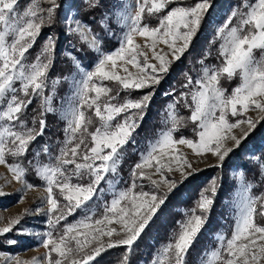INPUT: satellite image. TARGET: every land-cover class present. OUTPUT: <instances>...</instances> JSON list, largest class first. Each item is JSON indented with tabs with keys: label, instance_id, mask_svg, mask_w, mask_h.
Masks as SVG:
<instances>
[{
	"label": "snow or ice",
	"instance_id": "snow-or-ice-1",
	"mask_svg": "<svg viewBox=\"0 0 264 264\" xmlns=\"http://www.w3.org/2000/svg\"><path fill=\"white\" fill-rule=\"evenodd\" d=\"M48 2L51 7L47 9L29 7L21 13L19 0H0V165H6L14 179L22 184L27 183L26 169L18 162L9 163L6 156H24L30 143L37 135H43L46 128L44 119L40 120L39 132L34 128H27L21 116L31 104L32 96L43 95L47 87L48 72L53 64L55 41L51 37L35 61L28 63L26 56L44 23L45 18L38 16V11H46L50 21L55 9L59 7L56 0ZM171 2L172 0H136L134 10L126 9L120 14L119 20L127 31L120 47L109 53L102 52L98 37L87 25L70 18L68 31L100 55L92 70L81 68L82 78L75 82L73 103L63 116L67 121L65 146L55 157V163L37 164L36 174L45 182L51 228L55 229L60 221L66 220L68 215L77 210L89 214L77 222L65 224L62 232L46 233L42 246L48 250V264H64L65 261L68 264H81V260L77 258L80 253H84L83 264H89V261L104 250V245L99 243L91 253L85 252V249L93 241L99 242L103 236L112 237L121 232L125 238L110 242L107 247L126 245V251L130 255L134 243L166 199V196L158 197L155 193L134 191L138 187L135 178L149 179L155 185L157 181L146 174V168L155 167V173H161L164 169L172 171V165L176 164L177 170H181L182 174L185 166L191 168L187 159L176 150L177 144L187 146L198 156L210 152L223 162L233 151V148L225 146L226 141L230 139L234 141L235 147H239L259 123L251 118L230 122L229 114L232 117L243 116L250 110V106L264 113V58L258 60L255 56V50L264 51V0H243L242 6L233 10L228 23L217 32L222 41L219 52L223 57L222 64L205 66L201 77L195 82L189 78L185 85L191 86L192 104L186 106L191 107L189 119L198 129V140L175 138L174 133L183 126L184 118H177L175 106L170 105L172 127L163 130L148 146V150L141 154L140 161L132 169L134 179L131 187L116 192L110 204L105 206L104 214L94 218L95 213L89 202L105 191L101 186L102 182L112 185L113 181L108 177L115 176L126 146L135 142L133 134L139 127L136 116L139 115L142 119L151 99L149 93L139 100L127 99L122 104L112 103L119 93L110 95L113 90L104 81L116 82L124 90H139L151 87L152 83L158 84L160 77L154 73L167 72L169 64L166 54L156 53V45H166L172 51L173 59H179L190 47V42L211 6V0H199L194 6L173 7L166 15L159 17L156 27L142 22L145 12L149 16L161 13ZM90 6H99V0H90ZM241 7L247 10L242 11ZM233 18H238V25L229 27ZM137 35L151 41L145 47L153 51V58L159 61V68L148 63L147 54L134 41ZM178 42H181L180 46ZM68 55L79 67L76 58L71 53ZM140 57H144L143 62ZM127 65L137 69V72L129 71ZM147 69H151V72ZM120 71L125 75H120ZM236 75L240 77V85L233 89L231 95H225V90L220 87L221 78L226 76L232 79ZM17 84L19 87H16ZM21 93L27 99L22 98L19 95ZM102 97L108 100L102 101ZM51 101V96L45 97L47 112L53 111ZM85 109H94V115L100 121L94 132H89L88 126L93 121L86 115ZM130 110L138 111L132 114ZM122 113L127 115L118 121L116 118ZM242 124L247 125V130L242 137L237 138L231 134L232 130ZM87 135L91 136V147L86 141ZM68 165H74V169H69ZM84 175L90 177L88 184L72 182L73 176L82 178ZM160 183L168 184L169 191L176 186L175 181L163 178ZM27 187L31 189L35 186L28 184ZM54 189L59 190V195L67 201L66 205L56 197ZM207 191L208 189L205 190ZM210 191L211 197L205 195V192L200 195L197 202L200 214L195 209L190 215L186 213L187 219L178 222L179 232L153 257L152 264H186L189 249L207 222L205 214L210 212L214 204L216 186L213 185ZM0 195L4 193L0 192ZM258 202L259 215L264 216V196L251 195V185H247L231 237L220 235L218 246L209 251L203 264H264V225L254 221ZM19 223V218L11 221L8 226L0 228V235L12 231ZM112 224L119 225L120 230L107 227ZM51 253H56L62 259H53ZM37 259L34 258V264Z\"/></svg>",
	"mask_w": 264,
	"mask_h": 264
},
{
	"label": "trees",
	"instance_id": "trees-1",
	"mask_svg": "<svg viewBox=\"0 0 264 264\" xmlns=\"http://www.w3.org/2000/svg\"><path fill=\"white\" fill-rule=\"evenodd\" d=\"M67 1L68 0L56 1L59 7L55 9L52 23L46 22L43 26L42 32L39 34L40 41L51 35L50 33H45L49 29L54 30L53 34L56 36V39L54 40L55 52L53 64L48 74L50 79L47 80V86L50 87L52 91L54 90V80H62L64 73L71 67V60L64 54L65 52L71 53L72 57H75L78 63L86 69H90V66L94 63L93 61L95 59V55L92 52L89 53L86 51L77 37L72 38L70 36H64V34H62L63 31L54 27V21L56 20L60 9L64 7ZM111 1L112 0H99V6L91 7L90 0H86L85 3L80 2L79 0H71L72 4L75 5L74 7L77 11V18L87 25L92 33L98 37L103 53H109L119 48L118 26L113 23V19L110 15L112 7ZM211 1L210 9L206 13L198 33L190 43L191 46L189 50L183 54L179 61L172 63L167 72L161 74L162 76L158 84L155 83L149 89L144 91L133 92L134 90H124L122 87L119 88L118 84L110 82V84L107 85L108 81L104 82L106 86L113 90L110 95L115 96L117 92L119 93L116 100L111 101L112 103L119 104L127 100V98L136 100L146 94H151V99L148 103V107L142 114V119L137 117L139 127L133 134L135 142L126 146L118 171L115 176H112L114 180L120 181L123 185L128 186L130 170L136 164L138 154L144 153L147 150V143L158 135V133L172 127L171 120L163 119L160 113V111L166 106L164 103L167 98L170 99V103L175 106L176 117L184 118L183 126L179 127L174 133L175 138L179 139L185 137L193 140L197 139V128L189 119V108L186 106V104L190 105V100L186 96L185 101H182L184 97L180 94L179 89H184L183 87L186 85L184 83H187L189 78L193 80L197 77L194 55L200 56L210 48L208 42L212 33H214L213 30L211 31V29H209L210 21L216 16L215 12L218 10V5L220 6L224 3L223 0ZM181 3V1L174 2L168 7V10H171L173 7L178 6ZM157 16L159 15H144L142 22L152 25ZM85 56H88L89 59L86 60ZM19 95L24 98L22 94ZM31 99L32 102L27 106L21 119L24 121L27 128H34L36 132L40 131V120L44 119L46 121L44 133L43 135L36 136V139L30 143L29 149L24 156L13 158L12 156L7 155L6 159L9 163L18 162L22 164L26 169V182L36 187L43 185L42 182L36 178L34 167L36 162H45L43 161V158H49L51 154L56 156V149H59V146H61V143L64 141V137L63 123L60 121L58 114L54 111H45V98L33 96ZM85 112H87V109H85ZM125 115H127V113H122L118 119L122 120ZM259 128L261 129V132L264 133V118L259 121L254 132ZM89 130V132L92 131L91 129ZM262 133L261 135L256 133L248 135V138L246 140L244 139L241 142V145L225 158L224 161H228V166L222 164L221 166H215L211 170L202 169L187 176V178H183L182 181H178L176 186L168 193H162L161 191V197L166 196L165 203L161 205L160 209L155 214V217L152 219L151 224L141 235L140 240L133 245V250L130 255L126 251L127 247L114 246L101 251V253L89 264H143L144 262L149 261L152 258L150 250H156L159 247L164 246L171 238V235L179 232L180 229L178 222H183L187 219L186 213L190 215L192 210L195 209V212L200 214V209L197 207L200 195L208 189V191L205 192V195L211 197L212 193L210 189L213 185L217 188V194L214 197V204L212 205L210 212L205 214L207 216V222L198 234L192 247L189 249L186 257L187 260L192 261L196 256L200 255L203 250L211 246L218 234L230 235L234 220L232 219L230 210L222 209V200L228 192V189L232 186L228 171L232 167H237L241 172L243 171L244 175H246L245 183L251 185L252 195H257L258 192L262 190L261 188L263 185H261L257 178V170L259 171L258 167L254 168L252 162L246 159L248 153H252L259 158V155L264 151V149L259 148L261 139L264 138ZM68 168L74 169V165H68ZM80 180H82L84 184L90 182L85 175L82 178L76 176H73L72 178V181L80 182ZM118 181L116 182L118 183ZM141 182H143L141 190L150 189L148 186L145 187L144 179ZM104 185L103 188L105 191L103 194L99 195V197L102 196V198L104 197V193H107L109 187L108 184ZM55 191L56 190L54 189V192ZM55 195L62 204H67V201H64L62 196H59L58 194ZM90 205L93 208L95 206L94 201L90 202ZM83 214V210H77L72 215H68L66 220L60 221L55 229L49 226L48 220V232L51 231L55 234L57 229L58 231L63 230L65 224L76 222L81 216H83ZM254 221L257 224L264 225V218L259 215L258 208L257 214L254 216ZM152 240L154 241V247H151L149 244ZM13 247L14 246H11L9 242H7L5 236L0 235L1 253L15 252Z\"/></svg>",
	"mask_w": 264,
	"mask_h": 264
},
{
	"label": "rangeland",
	"instance_id": "rangeland-1",
	"mask_svg": "<svg viewBox=\"0 0 264 264\" xmlns=\"http://www.w3.org/2000/svg\"><path fill=\"white\" fill-rule=\"evenodd\" d=\"M79 1L85 3L86 0H79ZM177 1L182 2L180 5H178V6H182V7L194 6L197 2H199V0H172V2L161 13H158L159 16L155 17L156 19H154V23L152 25H149V26H151V27L158 26L159 17L166 15L167 12L170 11V9L168 10V7ZM227 1H230V2H227ZM223 2L224 3L222 5H220V6L218 5V10H217V12H215L216 16L214 18H212L210 21V28L209 29H211V31L213 30L214 33H212V36L208 42L210 44L209 50H207V52H204L200 56L194 55L195 62H196V70H197L196 76L197 77L195 79H193V82H195L196 79H198L199 77H201L203 75L202 69L205 66H209V67L219 66L223 62V57H221L219 54L220 45H221L222 41H221V39L218 38L217 32H218V29H220L222 26H224L226 23H228L229 17L231 16L233 10L236 9L238 6H242L243 0H223ZM250 2H254V0H250ZM111 3H112V7H111L110 15L113 19V23L116 24V26H118V30H117L119 32V34H118L119 35V46L118 47H120V43L124 37L125 32L127 31V28L124 26L123 23L120 22L119 16L126 9L134 10L136 0H112ZM74 6L75 5L72 4L71 0H68L65 3L64 7H62L60 9L59 14H58L56 20L54 21V27L56 29L63 31L62 34H64V36H70L72 38H75L77 36L74 34H71L68 31L70 18H74V19L79 20V18H77V11H76ZM18 7H19V11L22 13L24 10H26L29 7H34L36 9H47V8L51 7V4L48 2V0H19ZM175 7H177V6H175ZM241 10L246 11L247 9L241 7ZM133 14H134V11H133ZM144 15L149 16L147 14V12H145ZM38 16H43L45 18L44 23H43L41 30H40V33H41L45 23L46 22L52 23L53 17L49 21L47 19V12L46 11H44V12L38 11ZM37 22H39V21L37 20ZM237 25H238V18H233L231 20V23L228 26L229 27H235ZM74 26L75 25H73V27ZM53 32H54V30H51V29L46 31L45 33H50L51 35L47 36L42 41L39 40L40 35L37 36L33 47L26 54L28 63H31V62L36 60V57L41 53V50L43 49L45 43L49 40L50 37L52 38V40L56 39V36L53 34ZM77 39L79 40L78 37H77ZM134 41H135V43L139 44L141 46V50L147 54L148 63L159 68V61H157L153 58V51L150 50L148 47H145L146 43L150 44L151 41H147L146 38L140 37L139 35L134 37ZM192 41H193V39H192ZM79 42L83 46V48H85L86 51H88L89 53L92 52L95 55V59L93 61L94 63L91 64L90 69L84 68L80 63H79V67H78L76 62H74L73 59L69 57L68 53L65 52L64 54L71 60V67L69 69H67V71L64 73V75L62 76V80H59V79L54 80V82H53L54 90L53 91L50 89V87L47 86L44 89L43 95H37V97H41V98H45L48 96L52 97L51 104H52L53 111L58 114L60 121L63 123L64 141L61 143V146H59V149H56V153H55L56 156L59 155L60 149L65 146V138H66L65 128L67 127V121L63 118V116H64V113L69 109L70 105L73 103V92H74V88H75V82L79 81L82 78L81 68L84 70H92V67L94 66L96 61L99 59V55H100L99 53L95 52L94 50L88 48L85 44H82L80 40H79ZM180 44H181V42H178V46H180ZM190 46H191V44H190ZM189 48L183 54H185L189 50ZM155 51L157 54H166L165 58L169 64V66L172 63L179 61V59L183 56V54H182V55H180L179 59H173L172 51L169 48H167V46L164 44H157L155 47ZM255 56L258 60L261 58H264V51L255 50ZM85 57H86V60L89 59L88 56H85ZM194 57H192V58H194ZM139 59L141 62H143L144 57H140ZM118 63H120V62H118ZM127 67L129 68V71H131L133 73L137 72V69L133 68L131 65H127ZM147 71L151 72V69H147ZM49 72H50V70H49ZM49 72H48V74H49ZM164 73L157 72V73H154V75H157L161 78V76H162L161 74H164ZM119 74L125 75V73H123V71H120ZM48 79H50V76L48 77ZM104 82H106V81H104ZM110 82H112V81H108L107 85H109ZM112 83L118 84L116 82H112ZM240 83H241V80H240L239 75L234 76L232 79H228L225 76V77H222L220 80V87H222L225 90V95H231L233 89L236 88L237 86H239ZM154 84L155 83H152L151 86ZM184 84H188V82L184 83ZM16 87H19V84H17ZM120 87H122V86L119 85V88ZM149 88L150 87L142 88L139 90H136V89H130V90H134L133 92H136V91H144V90H147ZM183 88L184 89H179L180 94H182V97H184V99L182 101H185V97L187 96L188 99L190 100V105H191L192 104L191 95H190L191 86L183 87ZM180 94H179V96H180ZM140 98L141 97L137 98L136 100H139ZM127 99H130V98H127ZM107 100H108V98L102 97V101L106 102ZM131 100H134V99H131ZM122 103H124V101ZM122 103H119V104H122ZM164 104L166 106L164 109H162L160 111V113H161L163 119L171 120L170 119L169 106L172 104L170 103V99L167 98L166 102ZM45 107H46V105H45ZM188 108H189L188 114L191 116V107H188ZM130 111L132 114H135V113H137L138 110H130ZM86 115L90 116L92 121H93V123L91 125H89L88 127H89V129L92 130L91 132H94L96 127L99 126L100 121L94 115V109H87ZM118 117L116 119L119 121ZM137 117L140 118L139 115L136 116V119H137ZM248 118L261 121V119L264 118V113L259 112V110L255 109L254 106H250V110L248 112L244 113L243 116L232 117L230 114L228 116V119L230 120V122H236V120H238V119H248ZM245 130H247V125L242 124L239 127H237L236 129H233L231 134L235 135L237 138H240L243 136V132ZM197 131H198V129H197ZM160 133H158V135H156L154 138H152V140H150L147 143V145H146L147 150H148V146L159 136ZM254 133L261 135L262 132H261V129L259 128V129H256L255 132L253 130L249 135H252ZM262 134L264 137V133H262ZM85 138H86V141L88 143V146L91 147L92 146L91 136L87 135ZM196 140H198V136H197ZM259 145H260L259 148L264 149V138L261 139V144H259ZM225 146L229 147V148H233V151L236 148H238V147L234 146V141H232L230 139L228 141H226ZM259 148H258V150H259ZM82 149H83V146H82ZM176 150L180 154H182V156L184 158L187 159V161L191 164V168L185 166L183 168V174H182L181 170H177L176 164L172 165V169H173L172 171H168L167 169H164L161 173H155V167L146 168L144 170L146 172V174L150 175L152 180H156L157 184L154 185L151 183V180L144 179L145 187L148 186V187H150V189L143 190V191L155 193L158 195V197H161L163 192L164 193L169 192V187H170L168 184L160 183L162 178L166 179L168 181H175L177 183L178 181H182L183 178H187V176H190L194 172H198L202 169H210L211 170L215 166H221L222 164H225L226 166H228V161L227 162L226 161L220 162L217 159V157L213 156L210 152L204 153L203 155L198 156V155H195L190 148H188L185 145H180V144L176 145ZM141 154L142 153L138 154V159H137L136 163H138L140 161ZM56 156H53L51 154L49 156V158L44 157L43 161H45L46 163L37 161L35 166H34L35 172H36V165L37 164L54 163ZM259 158L257 156H254L252 153H248L246 155V159L250 160L252 162V166L254 168L258 167V169H259V171L257 170V178H258L259 182L261 183V185H263V186L261 188L262 190L260 192H258L257 195H253V196H258V197L264 196V175H262V166H264V151L261 153V155H259ZM97 163H99V162H97ZM132 169L130 170V177H129V181H128V186L123 185L118 180H114L111 175L108 177V179L113 181L111 186L106 182H102V185H101L102 187L105 186L104 184H108L109 187H108L107 193H104L103 198H102V196L101 197L97 196L96 198H94L93 201H94L95 206L93 208L90 205L92 212L95 213L94 218H99L104 214L105 206L110 204V202L113 198V195L116 192L123 191V190H126V189L131 187V185L133 183V179H134L132 176ZM226 176H227V174H226ZM228 176H230L232 186L228 189V192L225 194V197L222 200V205H223L222 209L230 210L231 215H232V219L234 220L233 225L231 227L230 235L227 236L224 234H218L216 236L214 243H212L211 246H209L207 249L203 250V252L200 255L196 256L192 261H188L186 258V264H203V261L205 260L209 251L212 249H215L218 246V237L220 235H224V236L230 238L232 235V231H233L235 223H236L237 215H238L239 209H240L241 204H242V200H243V196H244V188L247 186V184L245 183L246 182V175H244V172L243 171L241 172V170L237 167L230 168L228 171ZM85 177L87 178V180L90 181V177L88 175H85ZM36 178L40 182H42L43 185L36 186V187L30 189L27 187V185L29 183L22 184V183L16 181L13 177V174L8 170L7 166L6 165H0V192L4 193V195H0V198H1L0 228L8 226L11 221H13L17 218L20 219V223L16 224L12 231L5 233V234H2V236H5L7 238V242H9V244L11 246H14L13 249H15V252H9V253H1L0 252V264H18V262H19V264H34V258H38L36 260V264H48V260L46 258L48 256V250H46L42 246V241H43V239L46 238V233H48L47 222L49 220V214H48V207L49 206L46 202L47 192L45 191V182L42 181L37 176V174H36ZM116 181H118V183ZM141 181H142V179H140L139 177L135 178V183L137 184L138 187L134 191H137V192L141 191V189L143 187V182H141ZM72 182L84 184L82 180H80V182H78V181H72ZM55 190L56 191L54 193L59 195V190L58 189H55ZM161 191H162V193H161ZM89 204H90V202H89ZM256 207L258 208V211H259L260 210V202L257 203ZM83 212H84L83 216H81V218L78 219L77 221L81 220L86 214H89V213H86L85 211H83ZM109 215H111V214H109ZM154 217H155V215H154ZM262 217L264 218V216H262ZM150 224H151V221H150L149 225ZM149 225L145 228V230L149 227ZM101 227H103V226H101ZM107 227L116 228L117 231L120 230V226L117 224L108 225ZM179 229H180V227H179ZM56 231L62 232L63 230L58 231V229H57ZM173 236H174V234L171 235V237H173ZM78 238L83 239V237H78ZM123 238H125V235L123 232H121L120 235L114 234L112 237L103 236L100 238L99 242L93 241L89 245V247L85 249V252L91 253L93 251V249L99 245V243H102L104 245V249H106V248H108L107 247L108 243L115 242V241H118V240L123 239ZM89 239H91V237ZM13 240L16 241V243H10V241H13ZM139 240H140V238H138V240L136 242H138ZM167 243H168V241H167ZM149 244L151 245V247H154V241L153 240L150 241ZM117 246L128 247L126 245H117ZM162 247L163 246L159 247L156 250L153 249L154 251L150 250V252L152 254V258L149 261L144 262L143 264H152L153 257L161 250ZM83 255H84V253H80L79 256L77 257L78 259L81 260V264H83ZM51 257L53 259H62L61 257H58L56 253H51ZM95 257H97V256H95ZM90 262L91 261H89V263ZM64 264H68V262L65 261Z\"/></svg>",
	"mask_w": 264,
	"mask_h": 264
}]
</instances>
